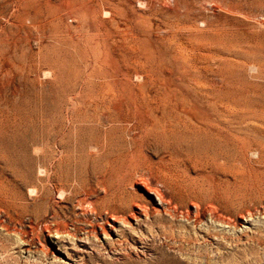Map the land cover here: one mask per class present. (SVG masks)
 <instances>
[{
	"label": "bare ground",
	"instance_id": "6f19581e",
	"mask_svg": "<svg viewBox=\"0 0 264 264\" xmlns=\"http://www.w3.org/2000/svg\"><path fill=\"white\" fill-rule=\"evenodd\" d=\"M260 1L259 10L251 12L247 22L264 31V0ZM113 4L114 0L73 3L71 15L77 30L85 31L88 47L102 44L101 31L90 26L100 13L111 16L110 28L116 26ZM205 8L197 10V21L207 23ZM83 79L96 90L84 95L80 88L62 98L58 119L42 120L33 138H28L21 121L0 113V213L14 220L33 217V223L56 244L64 242L72 221L89 225L93 236L115 235L114 241L107 240L112 246L127 247L132 241L141 246L142 254L159 256V264H199L207 254L178 219L199 225L208 218L221 230L228 228V162L238 173L255 174L264 188V120L228 115V102L209 87L193 88V101L168 96L161 88L146 93V82L136 74L139 94L131 103L113 93L111 86L118 80L103 76L100 65L86 70ZM85 133L100 136L95 150L87 152L71 144ZM83 155L88 161L84 166ZM248 210L239 218H250ZM89 216L101 217L103 223L94 225ZM157 241L175 254L152 248ZM78 242L86 255H98V246L88 238ZM125 250L114 252L121 257ZM65 255L72 264H88L84 257ZM98 260L108 264L104 258Z\"/></svg>",
	"mask_w": 264,
	"mask_h": 264
},
{
	"label": "rangeland",
	"instance_id": "374dc122",
	"mask_svg": "<svg viewBox=\"0 0 264 264\" xmlns=\"http://www.w3.org/2000/svg\"><path fill=\"white\" fill-rule=\"evenodd\" d=\"M75 1L0 0V113L21 121L28 138H33L42 120L58 119L62 98L80 88L84 95L96 90L83 79L95 64L103 76L118 80L111 87L125 102L133 103L139 94L136 74H140L146 93L161 88L168 96L193 101V88L209 87L228 102V115L264 120V31L247 22L250 13L259 10L260 0H148V6L137 0H114L116 26L110 28L111 16L105 13L90 24L91 30L101 31L102 44L97 49L88 47L85 31L76 28L71 15ZM204 7L207 23L196 20ZM99 141L97 134L85 133L71 144L88 152ZM80 161L87 165L84 155ZM245 210L251 217L239 218ZM228 217L231 222L225 230L208 218L199 225L178 219L207 254L199 264H264V188L255 174L249 170L238 173L231 162ZM88 219L94 225L103 223L101 217ZM89 230L87 224L70 221L66 239L56 244L33 223V217L14 220L0 213V264H72L65 253L84 257L88 264H99L100 257L108 264H159V256L142 254L141 246L132 241L127 247L112 246L115 235L93 236ZM209 233L211 238L206 237ZM84 238L98 246V255L85 254L78 242ZM151 246L175 254L161 241ZM120 248L126 249L121 257L114 252Z\"/></svg>",
	"mask_w": 264,
	"mask_h": 264
}]
</instances>
